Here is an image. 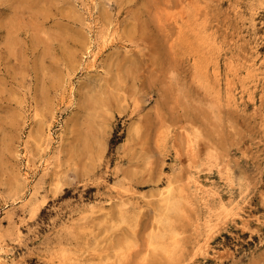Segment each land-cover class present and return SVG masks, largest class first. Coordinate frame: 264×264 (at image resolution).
Instances as JSON below:
<instances>
[{"label": "rangeland", "instance_id": "rangeland-1", "mask_svg": "<svg viewBox=\"0 0 264 264\" xmlns=\"http://www.w3.org/2000/svg\"><path fill=\"white\" fill-rule=\"evenodd\" d=\"M0 264H264V0H0Z\"/></svg>", "mask_w": 264, "mask_h": 264}]
</instances>
